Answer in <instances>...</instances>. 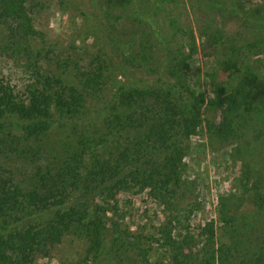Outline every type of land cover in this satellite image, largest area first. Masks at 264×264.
I'll use <instances>...</instances> for the list:
<instances>
[{"label": "trees", "instance_id": "obj_1", "mask_svg": "<svg viewBox=\"0 0 264 264\" xmlns=\"http://www.w3.org/2000/svg\"><path fill=\"white\" fill-rule=\"evenodd\" d=\"M191 1L192 13L204 14L199 36L218 54L206 72L208 98L187 74L185 51L194 52L196 42L179 0H91L80 12V32L83 41L95 39L96 50L85 61L74 49L77 37L58 48L36 29L43 0H0V54L27 76L19 92L0 75V264H33L68 236L84 249L60 264H149L146 241L166 249L169 264H264L258 216L237 208L248 195L264 213V169L256 157L264 146V75L248 60L249 51L264 49V35L259 29L258 38L242 40L217 27V14L235 7L244 13L240 0ZM245 9L244 20L261 27L264 5ZM128 68L156 77L119 80ZM217 108V122L200 117ZM202 122L208 141L234 145L244 171L238 193L220 197L219 235L212 220L174 235V223L197 207L176 208L169 184ZM145 189L172 212L155 235L131 232L121 215L106 216L117 191Z\"/></svg>", "mask_w": 264, "mask_h": 264}, {"label": "rangeland", "instance_id": "obj_2", "mask_svg": "<svg viewBox=\"0 0 264 264\" xmlns=\"http://www.w3.org/2000/svg\"><path fill=\"white\" fill-rule=\"evenodd\" d=\"M263 1L240 0L239 4L243 6L242 12L244 13H241L235 7L232 12L223 16L217 14L214 17L217 27L221 28L227 35L239 34L243 38L242 40L251 41L258 38L260 30L264 35V17L260 20L261 27L255 25L253 22H246L244 20L245 8L250 5H264ZM90 2L91 0H43V3L37 6L34 25L36 29L43 31L47 39L55 43L58 48L69 46L72 38L77 37L75 38L74 49H79L78 52L83 53L82 59L85 61L88 55L96 50L95 39L89 36L83 41V34L80 32V28L82 27L80 12L86 10ZM190 2L193 4L191 0H179L180 18L190 24L196 42L194 52L185 51L186 57L189 59L187 74L192 78V86L199 90L205 98H208L211 96L212 91L210 77L206 75V72L212 70L218 54L209 44V40L207 41L203 36H199L198 27L204 20V14L198 10H195L196 14H193ZM248 60L249 63L256 61L253 64V70L264 75V49L254 48L249 51ZM114 62L117 64L116 59ZM117 67L120 68V66ZM119 72L117 73V78L121 81L136 78L145 82L153 81L156 77V72L148 74L141 70L129 68L128 70L124 69ZM0 75L13 85L16 90L19 92L23 91L24 84L27 82V76L20 72V69L15 66L14 62L2 54H0ZM104 92L105 94H109V89H105ZM206 114L208 117L215 118L216 122L220 119L221 115L219 108L207 113L202 112L200 117L202 118ZM260 137H264V133L260 134ZM246 138L250 140L252 137L247 136ZM251 145L250 143L248 146L251 148ZM189 146L190 150L187 156L183 158L184 165L176 179H174L177 182H173L174 180H172L169 184L170 197L178 209L185 210L193 204L197 208L188 214L187 217L180 216L178 221L174 223L173 234L195 232L198 227H202L204 221L212 220L216 228V234L219 235L220 225L217 221L219 200L221 196L228 193L234 195L238 193L239 183L237 179L242 175V171H244V160L235 157V147L233 144L226 142L222 144L219 140L208 141L204 122H202L197 134L191 137ZM259 154L261 155L256 156L261 161V163L258 162V167L260 166L264 169V146H262ZM102 200L103 198L101 197L94 198V202ZM107 202L109 210L106 212V216L121 215V222L124 223L128 230L137 232L143 236L155 235L159 223L164 220L167 214L172 213L166 210L162 204L152 199L147 194L146 189L138 192L131 190L123 192L120 190L112 198H108ZM176 208L174 209L175 212H177ZM237 208L239 212L247 214L250 218L252 214L257 215L259 222L257 226L263 231L264 213H259L252 205L248 195L240 201ZM178 213L183 214L184 211ZM194 239L197 245L198 238L194 237ZM143 246L148 247L149 264L170 263L168 251L159 247L155 242L149 244L146 241ZM83 249L84 244L82 241L68 236L63 238L60 243L55 244L48 256L43 257L37 254L33 264L70 262L80 257Z\"/></svg>", "mask_w": 264, "mask_h": 264}]
</instances>
